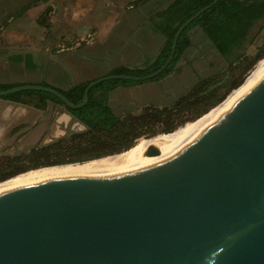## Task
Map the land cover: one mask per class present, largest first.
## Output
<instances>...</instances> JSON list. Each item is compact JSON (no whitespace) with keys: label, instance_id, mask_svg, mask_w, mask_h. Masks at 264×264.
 <instances>
[{"label":"water","instance_id":"water-1","mask_svg":"<svg viewBox=\"0 0 264 264\" xmlns=\"http://www.w3.org/2000/svg\"><path fill=\"white\" fill-rule=\"evenodd\" d=\"M215 1L178 27L168 58L149 73L95 77L78 103L43 83L0 88V96L44 90L79 107L97 82L148 79L170 62L182 28ZM41 134L35 128L16 147L56 137ZM144 153L0 190V264H264V69L192 129Z\"/></svg>","mask_w":264,"mask_h":264},{"label":"trees","instance_id":"trees-1","mask_svg":"<svg viewBox=\"0 0 264 264\" xmlns=\"http://www.w3.org/2000/svg\"><path fill=\"white\" fill-rule=\"evenodd\" d=\"M147 1L149 0H135V3ZM211 1L213 0H172L165 8L156 11L151 20L153 30L163 37L157 51L148 55L141 65H119L107 74L140 75L160 67L168 58L178 27ZM160 4L156 2L153 5ZM259 19H264V0H216L182 28L172 59L159 73L148 79L162 77L179 68L177 62L193 46L195 27L201 29L227 60L224 68L211 74L198 75L197 80L170 103H147L141 105L136 112L128 111L123 114L115 113L108 103L109 92L120 83L142 80L108 78L97 82L88 90V98L83 105L67 106L86 124V128L54 137L44 143H36L25 152L0 158V182L31 169L92 161L120 154L131 149L142 136L153 137L158 132H172L186 120L203 116L221 103L231 89L238 88L243 83L246 71L256 61L264 58V43L253 55H248L244 48L252 26ZM90 80L79 81L65 89L56 88L72 102L78 103ZM16 84L1 83L0 88ZM4 96L31 103L39 108H44L48 100L64 104L55 94L44 90L25 89Z\"/></svg>","mask_w":264,"mask_h":264},{"label":"crops","instance_id":"crops-1","mask_svg":"<svg viewBox=\"0 0 264 264\" xmlns=\"http://www.w3.org/2000/svg\"><path fill=\"white\" fill-rule=\"evenodd\" d=\"M108 1L109 5L105 0H0V84L46 83L65 89L71 79L56 57L68 65L76 83L107 74L119 65H141L163 41L151 20L167 5H153L160 0L141 4ZM155 38L160 42L156 47L149 44ZM183 58L186 64L192 63V58ZM178 70L159 78L120 83L110 91L108 103L116 106L113 91L130 103L133 95L123 96V92L143 89L161 98L175 96L178 83L170 81ZM30 109L21 100L0 96V122L9 123Z\"/></svg>","mask_w":264,"mask_h":264},{"label":"rangeland","instance_id":"rangeland-1","mask_svg":"<svg viewBox=\"0 0 264 264\" xmlns=\"http://www.w3.org/2000/svg\"><path fill=\"white\" fill-rule=\"evenodd\" d=\"M170 1L171 0H160V3H161V5H167L168 2H170ZM105 2H106V5H109L108 0H105ZM156 39L157 38H155L154 40H150L149 44L151 46L154 45V47L158 46V44L160 42H159V40H156ZM192 39L194 40L193 46L189 47L188 50L186 51L187 53L185 54V55L189 56V58H192V63L186 64V60L184 58L183 59L181 58V60H179L176 64L179 66V70L177 72H174V74H173L174 79L173 80L171 79V81H170V83H172V84H176V82L178 83V89H177L178 92L175 96L161 98L157 92H154L151 90H143V89H141L140 91H135L133 93H131L129 91L123 92V96H124V94H126L128 96L133 95L131 97L133 99L132 100L133 102L130 103L127 100L122 99L121 95H119L120 93L115 94V92L113 91L111 95H113L115 97L114 103H116L115 104L116 106H114L112 104L113 101L110 100V97H109V102L112 104L113 110H115V112H117L118 114H123V113H126L128 111L136 112L139 110L141 105L146 104V103H157V104L170 103L173 100H175L181 93H183L184 90H186V88L191 86L195 82V80H197L198 75L211 74L213 72L221 70L222 68H224L227 65V60L215 50L212 43L203 34V32L201 31L200 28H198V27L193 28ZM251 40H252V42H250ZM263 43H264V19H259L255 22V24L252 26V28L249 32L248 38H247L245 45H244L245 51L247 52L248 55H253L256 52L257 48L260 45H262ZM236 51H239V49H236ZM262 59H260L259 61H256L253 64V66L246 71V73L244 75V80L250 74V72L258 65V63ZM182 64H185V66ZM97 66L102 67V63L97 64ZM101 75H104V74H102V73L98 74V76H101ZM98 76H96V77H98ZM143 80H145V79H143ZM244 80H243V82H244ZM232 90L233 89L230 90V92L226 95V97L223 99V101L232 92L235 91V90H233V91ZM119 91L121 92L122 90H119ZM219 103H218V105H219ZM215 107H213V108H215ZM201 116H199V117L202 118L203 116L202 117ZM199 117H197L195 119L186 120L183 124L177 126L175 128V130H173L172 132H158L153 137L142 136V137H140V139H138L134 143V146L131 149L142 147L144 144H146L151 139L161 137V136H164V135H167L170 133L176 134L177 132H181L183 130H186L192 126V124L194 123L193 121H195L196 119H200ZM17 143H15V144L11 143V144H13L12 146H11V144H8L6 146V149L0 148V158L4 157L6 155H10V154L17 153V152H25L28 150V147L18 149L16 147ZM131 149H129V150H131ZM116 155H119V154H116ZM81 163H84V162H79V163H74V164H81ZM74 164H69V163L63 164V163H61V164H57L56 166L53 164L50 167L44 166V167H40L39 169L37 168L35 170H33V169H31L30 171L28 170V172L34 173L35 171H40V170H44V169H54L55 167L61 168V167L71 166ZM28 172L25 171V173L23 172V174H21L19 176L21 177L22 175H28L29 174ZM26 173H28V174H26ZM19 176H17V178Z\"/></svg>","mask_w":264,"mask_h":264},{"label":"flooded vegetation","instance_id":"flooded-vegetation-1","mask_svg":"<svg viewBox=\"0 0 264 264\" xmlns=\"http://www.w3.org/2000/svg\"><path fill=\"white\" fill-rule=\"evenodd\" d=\"M186 53L187 52H185L184 55ZM185 56L189 57L187 55ZM172 73L173 72L171 71L168 74ZM25 104H27L28 106H32V109H30L25 115L17 119H10L9 123H7L6 121L0 122L1 125L5 123L3 125V129L0 130V148L6 149V146L8 144L17 143L18 139L23 137L28 132L34 130L35 128L37 131L42 130L41 138H43L44 136H51L53 134L58 137L70 132L85 129L79 128V123L73 117L76 115L68 109V105H66L65 103L62 104L57 101L48 100L44 108L36 107L33 104L27 102H25ZM55 123L59 126V128H53V125ZM59 130H63L64 133H61Z\"/></svg>","mask_w":264,"mask_h":264},{"label":"bare ground","instance_id":"bare-ground-1","mask_svg":"<svg viewBox=\"0 0 264 264\" xmlns=\"http://www.w3.org/2000/svg\"><path fill=\"white\" fill-rule=\"evenodd\" d=\"M264 69V58L258 63V65L250 72V74L246 77V79L244 80V82L241 84V86H239L234 92H232L224 101H222L221 103H219V105H217L215 108H213L212 110H210L209 112L205 113L203 115L202 118L197 119V121L195 120V122L192 124L191 127H189L186 130L183 131H187L192 129L194 126H196L199 122H201L205 117H207L210 113H212L214 110H216L217 108H219L221 105H223L225 102H227L228 100H230L232 97H234L235 95H237L238 93H240L242 90H244L247 86H249L255 79H257L259 77V75L261 74V72ZM181 132H178L176 134L170 133L161 137H157L154 139L149 140L146 144H144L142 147H138V148H134L131 150H127L119 155H114V156H108V157H103L100 159H95L92 161H86L84 163L81 164H74L71 166H66V167H61V168H54V169H44V170H40V171H35L34 173H26L28 175H22L21 177L19 175L18 178L17 176L10 178L6 181L0 182V190L2 189H6L15 185H19V184H23V183H28V182H32V181H36L45 177H50V176H56V175H67L73 172H77V171H81V170H85L88 168H92L95 166H99L105 163H109V162H114V161H120V160H125L137 155H141V154H145L144 150L146 148V146L148 144H154L157 147L160 146L161 144L166 143L168 140H170L173 136L175 135H179ZM21 175V174H20Z\"/></svg>","mask_w":264,"mask_h":264}]
</instances>
